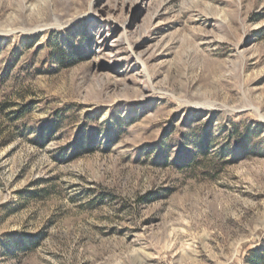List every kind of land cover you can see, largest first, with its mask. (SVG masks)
<instances>
[{"label":"rangeland","instance_id":"374dc122","mask_svg":"<svg viewBox=\"0 0 264 264\" xmlns=\"http://www.w3.org/2000/svg\"><path fill=\"white\" fill-rule=\"evenodd\" d=\"M0 264H264V0H0Z\"/></svg>","mask_w":264,"mask_h":264}]
</instances>
